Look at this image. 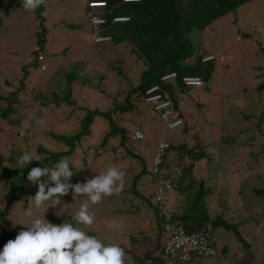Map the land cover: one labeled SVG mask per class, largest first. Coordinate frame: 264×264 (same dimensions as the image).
<instances>
[{"label": "rangeland", "instance_id": "1", "mask_svg": "<svg viewBox=\"0 0 264 264\" xmlns=\"http://www.w3.org/2000/svg\"><path fill=\"white\" fill-rule=\"evenodd\" d=\"M18 1L0 0V94L6 96L15 92L18 96L7 116L1 114L8 109V102L0 100V213L9 202L4 228L18 235L27 230L26 225L33 219L44 218L56 225L72 223L88 235L94 232L100 240L104 234L120 235L114 243L123 246L126 243L132 250L141 247V241L130 243V240L144 235L143 239L151 246L159 232L155 225H147L149 216L154 218L155 214L152 207L146 205L150 194L146 202L143 189L148 184L149 192L155 189L154 182L149 179L158 143L182 141L187 148L194 147L195 151L204 153V145L209 143L208 151H213L214 156L200 158L192 172L199 180L205 179V184H208V177H216L220 207L208 209L206 206V211L211 218L221 213L230 223L236 224L239 220L241 227L237 224V229L242 237L238 238L233 229L216 226L211 231L218 245L227 246V255L198 258L196 263L264 264V115L259 126L255 117L264 111V92L256 88L264 81V0L244 3L214 20L196 36L201 42L197 49L207 52L204 58L207 55L215 57L216 69L209 81L188 88L182 95L185 133L181 127L166 128L157 113L136 100L134 94L129 102L134 108L115 110L112 114L118 125L128 131L124 140L116 135L103 142L110 127L105 118L95 116L89 134L76 141L70 155L62 157L69 159L74 172L69 180L71 184L84 183L112 166L124 173L119 194L89 205V212L95 216L91 227L78 225L73 220L87 197L74 199L70 189L68 194L60 196L59 205L51 206L53 201L50 200L37 209L29 205V200L38 191V185L28 181L27 176L20 180L21 168L14 174L8 169L17 168V158L24 152L39 156L36 167H54L58 162L41 164V159L49 151L64 152L69 146L53 137L51 132L57 135L76 133L87 109L81 106L113 108L115 97L120 104H126L127 95L139 83L147 63L132 42L93 43L86 0H48L42 11L48 32L41 49L47 67L41 70L40 64L33 61L34 51L39 49L36 35L40 30L39 20L34 11L16 6ZM7 5L13 9L4 12ZM25 64L29 75L22 86L20 80L24 71L21 67ZM67 89L74 103L61 102L55 106L51 94L62 95ZM139 128L144 132V139H133L134 130ZM249 136L253 138L252 149L242 144ZM172 152L169 155H175ZM249 154L252 159H247ZM185 157L186 163L191 162L190 156ZM242 160L247 164L240 165ZM144 165L145 171L140 174ZM137 174L140 177L133 184ZM41 179L47 180V177ZM21 183L24 186L17 190L16 186ZM48 186L54 185L49 183ZM174 193L171 186L167 191L171 209L177 203ZM204 193L200 201L208 205L212 190ZM179 199L180 203L190 202L184 195ZM132 206L139 207L134 210L140 211H130ZM30 210L31 215L28 214ZM200 211L198 205L192 213L200 216Z\"/></svg>", "mask_w": 264, "mask_h": 264}, {"label": "trees", "instance_id": "2", "mask_svg": "<svg viewBox=\"0 0 264 264\" xmlns=\"http://www.w3.org/2000/svg\"><path fill=\"white\" fill-rule=\"evenodd\" d=\"M47 1L48 0H45V2L34 11L39 20L37 26L40 29L36 33L39 49L34 51V63H37V55L42 52L41 49L46 41L45 36L48 32L44 24V16L42 15L44 5ZM248 1L250 0H86L85 10L106 18V23L102 26L101 31L111 36L109 43L119 44L122 43V41L134 43L138 55L145 60L147 67L142 71L139 83L131 89L127 95L126 104H120L115 97L116 102L113 108L101 109L97 106H92L93 108L81 106L87 109L85 115L80 119V129L76 133L73 135H57L51 132L53 137L68 145L69 148L64 152L49 151L47 155L41 159V164L45 162H59L62 157L70 155L75 147L76 141L80 140L82 136L89 134L90 125L94 121L95 116L105 118L110 127V131L104 136L103 142L106 141L108 137L116 135H119L121 140H124L128 136V131L125 127H120L118 125L116 119L112 115L113 112L115 110L126 111L134 108L133 105L129 103L131 96L134 94H136V100L144 102L143 99L146 89L158 82L162 74L169 71H175L177 74L174 82L166 85L167 90L173 97L174 106L177 107L178 97L184 95L188 88H190V86L184 85L182 81L184 76H199L203 84H205L210 80L212 75H214L216 69L215 57L209 60H203L207 52L202 50V48L197 49L201 42L196 39V36L201 33L205 27L211 25L214 20L230 11L237 10V8ZM91 2H102L103 4L92 6L89 4ZM15 5L21 6V0ZM11 9H13V7L7 5L4 12H8ZM115 15L128 16V20L118 23L112 22V17ZM190 58L193 59L190 60ZM21 68L24 71L20 80L23 86V81L29 73L27 71V64ZM262 74L264 75V72ZM67 76L70 78L72 72L68 73ZM256 88L258 91L263 90L264 92V81L257 84ZM18 90L20 89L18 88L17 91ZM15 94V92L6 96H1L0 94V100L5 99L8 102V109L3 110L1 115L7 116L13 102L18 100V96H15ZM51 96L54 99L55 106L60 105L61 102L66 104L74 103V100L70 98V89L63 91L62 95L53 93ZM259 99L261 98L259 97ZM182 111L181 109L180 116L183 118ZM263 115L264 111H261L259 115L255 116L259 120L257 126L260 125L261 121L263 122ZM246 118L248 119L249 116L247 115ZM186 126L183 118L182 124L178 127H181L182 132L185 133ZM168 144V152L171 153L173 151L172 153L182 161L181 173L179 177L172 182L177 203L172 207L173 209H171L169 205L171 212L170 220L179 222L187 231L199 230L204 226L214 229L216 226L222 225L227 229H233L236 236L241 238L242 236L237 229V224L226 221L219 214L211 218L206 211L207 205L200 201L205 194L204 192L208 189L205 188L202 179H197L192 171L195 162L204 157L206 153L202 150L195 151L194 147L187 148L186 143L182 141L178 143L169 142ZM39 149L45 151L42 147H39ZM185 155L191 157V162H185L187 158ZM166 157H169L168 153ZM37 162L39 161H32L27 167L22 168L23 174L20 175V180L28 175L31 168L36 167ZM40 167L46 166L40 165ZM142 167L140 174L145 171L144 166ZM19 170V168L8 169L11 174L15 172L18 173ZM139 177V174L135 175L133 184L136 183ZM21 186H24V183L17 185V190H19ZM17 190L15 189L14 191ZM181 195H184L190 202L185 200L184 203H180L181 200L179 197ZM13 199L14 196L12 197V200ZM169 199L167 194V201H169ZM8 205L9 202L6 203L2 213H0V250L3 249L4 245L9 240H14L17 236V234L4 228ZM198 205L201 207L200 216H198L197 213H192V210ZM152 208L157 214L156 224L158 225V238H160L164 219L155 204L152 205ZM159 248L160 245L158 249ZM157 250L153 252L151 257L157 259L159 263L164 264L162 258L155 254ZM224 251L225 250H223V253Z\"/></svg>", "mask_w": 264, "mask_h": 264}, {"label": "clouds", "instance_id": "3", "mask_svg": "<svg viewBox=\"0 0 264 264\" xmlns=\"http://www.w3.org/2000/svg\"><path fill=\"white\" fill-rule=\"evenodd\" d=\"M44 2L45 0H21L27 11H35ZM89 4L96 6L103 3ZM32 161H40L39 156L24 152L17 158V168H25ZM69 164L68 158H62L54 167L31 168L27 180L38 185V191L29 200V205L39 209L50 200L53 201L51 206L59 205L60 196L68 194L71 189L74 199L79 196L87 197L73 220L78 225L91 227L95 216L89 212V205L119 194L123 187L124 173L112 166L84 183L71 184L69 180L74 172ZM44 177L47 180L41 179ZM49 183L54 186H48ZM28 214H32L31 210ZM26 226L27 230L20 231L14 240H9L0 250V264H125V250L119 244H105L72 223L56 225L44 218H36ZM219 255L220 253L217 256ZM127 264H132L130 259Z\"/></svg>", "mask_w": 264, "mask_h": 264}, {"label": "built area", "instance_id": "4", "mask_svg": "<svg viewBox=\"0 0 264 264\" xmlns=\"http://www.w3.org/2000/svg\"><path fill=\"white\" fill-rule=\"evenodd\" d=\"M92 25L91 38L96 45L107 44L111 36L102 33L101 28L106 23V18L92 12H87ZM128 16L115 15L112 22H124ZM214 58L207 55L203 60ZM46 56L43 53L37 55V62L40 69L45 70ZM177 74L175 71H169L160 76L158 82L149 86L145 91L144 103L157 113L163 124L168 129H173L182 124L183 118L180 116L181 103L183 96L178 97L177 107L171 93L167 90L166 85L173 83ZM184 85L190 87H199L203 81L199 76L186 75L182 78ZM136 140L144 139V132L136 129L132 134ZM169 144L160 141L153 155L152 176L155 180V190L152 195V202L155 204L163 216L164 222L161 228L160 248L155 252L160 256L164 264H197L198 258L216 257L219 254L216 239L209 227H202L199 230L187 231L182 224L170 220L171 212L167 201V191L172 186V182L177 179L182 170V161L176 155H169Z\"/></svg>", "mask_w": 264, "mask_h": 264}, {"label": "crops", "instance_id": "5", "mask_svg": "<svg viewBox=\"0 0 264 264\" xmlns=\"http://www.w3.org/2000/svg\"><path fill=\"white\" fill-rule=\"evenodd\" d=\"M156 116H158V115H156ZM244 138H246V137H244ZM252 140H253V138L251 136H249L248 140H244V143L242 142V144L245 147L246 146L247 147L248 146H251V149H252V144H250L252 142ZM242 144H240V145H242ZM208 145H209V143H205V145H204L205 146V150H206V155L204 157L210 158V157L214 156V152L213 151H208V149H209L208 148ZM249 152L252 153L251 150ZM251 155L252 154H249L247 159H250V158L252 159ZM247 159H245V160H247ZM245 160H242V162H241L240 165L247 164V163H245ZM144 167H145V165H144ZM193 169H194V167H193ZM149 180H151V181L154 182V187H155V180H154V178H153L152 175H151V177H150ZM202 181L204 183L205 179L202 180ZM207 181H208V184H205L204 183L205 188H207L208 190H212L211 195L208 197L209 198V203H208L207 207H208V209L209 208H211V209L213 208L214 209L215 207H220L219 198H218V195L219 194H218V190L215 187L216 177L215 176L208 177L207 178ZM148 185L144 186V189L143 190H145V191H143V197L146 198L150 194L149 204L147 203L146 205H147V207H152V205H153L152 195H153V192H154L155 189L152 192H149V189L150 188H148L149 187ZM212 186H214V187H212ZM137 198H138L137 200L139 201L140 200V197H137ZM11 200L12 199H10V201ZM12 202H13V200H12ZM141 202H143V199H141ZM146 202H147V200H146ZM134 208L140 209L139 207L132 206V208L130 209V211H133L134 213H137V212L140 211V210H134ZM152 211H153V208H152ZM154 214H155L154 218H152L151 215L149 216V218L151 220L149 219L147 221V225L152 224V225H155L156 228H158V225L156 224V216H157V214H156V212H154ZM208 215L210 217H212L210 215L209 211H208ZM219 215H221V213H219ZM236 224H238V227L239 228L241 227V225H240L241 222L239 220H238V222H236ZM111 229H113V228H111ZM239 232H240V230H239ZM89 234H90V232H89ZM93 234H94V232H92L90 235L91 236H94ZM254 235H255V233H254ZM118 236H120V235H118ZM117 237H111V236H108L107 234H104L103 239L101 241L104 242L105 244H107V242L114 243L115 242V239ZM126 238H127V240L129 239L128 237H126ZM143 238H144V235H141V236L138 235L137 237H134V239H135V240L133 239L134 241H131L130 240V243H139V241H141V247L136 248V250L135 249L132 250V248L130 246H127L126 243H125L124 246L123 245H120L125 250V254H126L125 255V264H127V262H128L129 259L131 260L132 264H162V263H159L157 261V259L151 257V255H153V252L158 249V247L160 245L161 238H158L157 237L156 240H155V244H153L151 246L148 245L147 242ZM217 248L219 249V253H220L219 256H221L223 254H226L227 255V246H223V245H218L217 244ZM223 250H225L224 253H223ZM207 258H211V257H207Z\"/></svg>", "mask_w": 264, "mask_h": 264}]
</instances>
